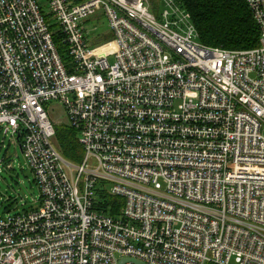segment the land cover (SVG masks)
Listing matches in <instances>:
<instances>
[{"label":"built area","instance_id":"2783aa9c","mask_svg":"<svg viewBox=\"0 0 264 264\" xmlns=\"http://www.w3.org/2000/svg\"><path fill=\"white\" fill-rule=\"evenodd\" d=\"M158 1L159 18L149 0H0V128L40 190L0 216V264H264V0H246V51L203 45L180 0ZM99 12L113 63L89 38ZM51 101L80 164L56 146ZM101 192L124 199L118 217Z\"/></svg>","mask_w":264,"mask_h":264},{"label":"trees","instance_id":"16d2710c","mask_svg":"<svg viewBox=\"0 0 264 264\" xmlns=\"http://www.w3.org/2000/svg\"><path fill=\"white\" fill-rule=\"evenodd\" d=\"M180 2L191 14L203 45L230 51L254 50L259 47L260 30L246 0H180ZM53 33L58 50L65 56L67 48L62 43L63 35L57 29ZM55 130V143L63 157L72 164H80L84 158V151L79 143L77 131L68 125L56 126ZM99 196L104 200L99 205V210L112 217L121 214L125 205L122 197L112 196L106 192H101Z\"/></svg>","mask_w":264,"mask_h":264},{"label":"rangeland","instance_id":"374dc122","mask_svg":"<svg viewBox=\"0 0 264 264\" xmlns=\"http://www.w3.org/2000/svg\"><path fill=\"white\" fill-rule=\"evenodd\" d=\"M41 8L49 11L46 0H41ZM155 6V15L159 18L163 6L158 0H149ZM51 24L56 30L55 21ZM90 31V40L94 48L100 51V55L108 57L114 62L116 42L109 21L104 14L97 13L87 26ZM47 111L54 126L68 125L69 119L65 107L57 102L47 103ZM11 165V168L8 166ZM40 204V190L35 182V176L26 162L19 143L6 135L0 128V216L17 215L31 211Z\"/></svg>","mask_w":264,"mask_h":264},{"label":"water","instance_id":"95a60500","mask_svg":"<svg viewBox=\"0 0 264 264\" xmlns=\"http://www.w3.org/2000/svg\"><path fill=\"white\" fill-rule=\"evenodd\" d=\"M125 263H126V261H125V260L121 262V264H125Z\"/></svg>","mask_w":264,"mask_h":264}]
</instances>
